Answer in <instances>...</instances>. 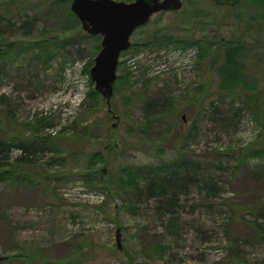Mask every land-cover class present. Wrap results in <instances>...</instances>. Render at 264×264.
<instances>
[{"label": "rangeland", "instance_id": "obj_1", "mask_svg": "<svg viewBox=\"0 0 264 264\" xmlns=\"http://www.w3.org/2000/svg\"><path fill=\"white\" fill-rule=\"evenodd\" d=\"M182 1L131 37L109 112L71 1L0 0V138L35 150L0 167V264L264 262V0Z\"/></svg>", "mask_w": 264, "mask_h": 264}, {"label": "water", "instance_id": "obj_2", "mask_svg": "<svg viewBox=\"0 0 264 264\" xmlns=\"http://www.w3.org/2000/svg\"><path fill=\"white\" fill-rule=\"evenodd\" d=\"M181 7V0H71V11L84 31L103 37L102 48L94 59L90 76L95 90L107 100L109 111L119 58L131 46L130 38L136 28L144 25L157 12L178 11Z\"/></svg>", "mask_w": 264, "mask_h": 264}, {"label": "trees", "instance_id": "obj_3", "mask_svg": "<svg viewBox=\"0 0 264 264\" xmlns=\"http://www.w3.org/2000/svg\"><path fill=\"white\" fill-rule=\"evenodd\" d=\"M33 1L35 0H21L22 3L31 2L32 4H33ZM40 1L46 2L47 5L51 7L57 4L58 0H40ZM219 1H223V0H219ZM66 11L69 13L68 9H66ZM250 46L252 45L247 44L246 36H244L243 33H239L238 30H234V29H232L231 32H229V34L227 33L226 36H224V38H220L218 40V49L222 50L224 48H227L226 56H225L226 58L225 64L228 66H232V67H236L235 65L239 61L238 59L239 56H244V54H247V52H245V49ZM241 73H242V70H240V68H233V70L230 69L228 70L226 74V80H230V81L236 80L237 78L240 77ZM79 130L80 129L78 128V130H76L74 134H71L70 139H76V140L83 139V137L88 135L87 133L89 131L88 128L85 127L84 129L80 131ZM17 147H19L24 152V156L23 158H21V160L28 159L29 156H32V154H34V151H35V150H32L30 146L26 145L25 143H21V142L17 143ZM10 152H11V145L7 144L6 140L0 138V167L2 168L6 167L7 164L5 162L9 159ZM96 153L97 154L94 155L95 159L101 160L103 158L101 156V151L96 152ZM89 169L91 168L89 167ZM157 193L165 195L166 187L159 186V192ZM259 264H264V262L259 263Z\"/></svg>", "mask_w": 264, "mask_h": 264}, {"label": "bare ground", "instance_id": "obj_4", "mask_svg": "<svg viewBox=\"0 0 264 264\" xmlns=\"http://www.w3.org/2000/svg\"><path fill=\"white\" fill-rule=\"evenodd\" d=\"M219 2H221V1H219ZM7 144L11 145V150H12L13 147H15V146L17 147V144H15V143H13V142H8V141H7ZM18 148H19V147H18ZM19 149H20V148H19Z\"/></svg>", "mask_w": 264, "mask_h": 264}, {"label": "built area", "instance_id": "obj_5", "mask_svg": "<svg viewBox=\"0 0 264 264\" xmlns=\"http://www.w3.org/2000/svg\"><path fill=\"white\" fill-rule=\"evenodd\" d=\"M92 197H95V198H97V195H95V196H92Z\"/></svg>", "mask_w": 264, "mask_h": 264}]
</instances>
